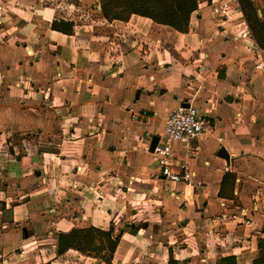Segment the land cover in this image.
<instances>
[{"label":"crops","instance_id":"obj_1","mask_svg":"<svg viewBox=\"0 0 264 264\" xmlns=\"http://www.w3.org/2000/svg\"><path fill=\"white\" fill-rule=\"evenodd\" d=\"M80 1L98 19L75 14L78 0H0V264H258L264 49L244 36L242 12L218 17L199 0L181 32L137 14L108 20L100 0ZM185 102L213 129L172 145L195 185L160 175L149 151ZM230 171L234 198L220 197ZM90 226L122 232L111 263L57 254L58 233Z\"/></svg>","mask_w":264,"mask_h":264},{"label":"trees","instance_id":"obj_2","mask_svg":"<svg viewBox=\"0 0 264 264\" xmlns=\"http://www.w3.org/2000/svg\"><path fill=\"white\" fill-rule=\"evenodd\" d=\"M241 11L257 46L264 49V20L258 15L253 0H239ZM101 12L108 20H128L133 14L151 18L159 24L171 26L181 32L189 30L190 18L199 7V0H100ZM53 28L64 33H72L73 23L54 20ZM236 173L227 172L222 180L220 197L234 198ZM122 232L115 234L114 227L103 230L95 226L74 227L70 231L60 232L57 236V254L63 255L74 249L88 256L91 253L106 263H111ZM258 264H264V251L260 250ZM103 255L105 259L103 258ZM101 257V258H100ZM172 259V257H171ZM171 259L170 263L171 264ZM42 264H50L42 263ZM219 264H238L234 255L220 259Z\"/></svg>","mask_w":264,"mask_h":264},{"label":"built area","instance_id":"obj_3","mask_svg":"<svg viewBox=\"0 0 264 264\" xmlns=\"http://www.w3.org/2000/svg\"><path fill=\"white\" fill-rule=\"evenodd\" d=\"M211 5L214 7L218 17L229 16L230 10L227 9V4L222 0H211ZM98 10H101L100 5ZM244 36L255 44L249 27ZM255 46L259 48L257 44ZM257 67L258 69H262L261 63ZM212 131V125L208 117L193 104H190L188 107L181 105L174 110L167 117L164 132L161 134L154 151L151 153L153 160L159 167L160 175L171 182H183L188 185L199 183L195 172L190 169L188 164L174 155L172 145L175 142L187 143L202 134ZM223 217H226V215L224 214ZM241 222L249 223L245 219H242ZM0 259H3L2 256H0ZM4 261L7 263V260Z\"/></svg>","mask_w":264,"mask_h":264},{"label":"rangeland","instance_id":"obj_4","mask_svg":"<svg viewBox=\"0 0 264 264\" xmlns=\"http://www.w3.org/2000/svg\"><path fill=\"white\" fill-rule=\"evenodd\" d=\"M80 0H78V5H79V7H80V11L81 12H78V13H75V14H77L78 16H81L82 17V19L83 18H85V15H86V19H88V20H95V19H98V11H96V9L95 8H93V6H94V4L92 3V2H90V1H86L84 4H81L82 2L80 1ZM219 1H221V0H219ZM223 2H225L226 4H227V9H229L230 10V15H231V11L232 10H236L235 8H237V9H239V11H241V4H240V1L239 0H222ZM254 1V3H255V6H256V8H257V12H258V15L261 17V19H263L264 20V0H253ZM210 2H211V0H210ZM60 4H59V6L58 7H60V9H63L64 10V8H66V10H64L65 12H66V14H74V12H75V10L76 9H74V7H71L70 6V4L72 3V2H70V1H62V2H59ZM92 4V5H91ZM74 5V4H73ZM77 5V4H76ZM69 7H70V9H69ZM78 7V6H77ZM92 7V8H91ZM242 12V11H241ZM83 15H84V17H83ZM237 14H235V15H231L232 16V18H235V16H236ZM241 16H243V13H242V15ZM238 20V19H237ZM243 20H245V18H244V16H243V18L242 17H240L239 18V20H238V22H240V21H243ZM174 144V143H173ZM100 191H98L97 190V193L99 194V195H103V191L101 190V189H99ZM96 192V191H95ZM58 236V235H57ZM73 254V253H72ZM93 256H97V254H95V253H91ZM101 258V257H100ZM103 258L105 259V257H104V255H103ZM107 259V258H106ZM105 259V260H106Z\"/></svg>","mask_w":264,"mask_h":264},{"label":"water","instance_id":"obj_5","mask_svg":"<svg viewBox=\"0 0 264 264\" xmlns=\"http://www.w3.org/2000/svg\"><path fill=\"white\" fill-rule=\"evenodd\" d=\"M190 104L185 102L182 104V106L184 107H188ZM159 138L160 136L158 135H155L150 143V146H149V151L150 152H153L158 141H159ZM218 155L222 158H224L228 163L230 162V156L229 154L226 152V149L224 147L220 148V150L218 151Z\"/></svg>","mask_w":264,"mask_h":264}]
</instances>
